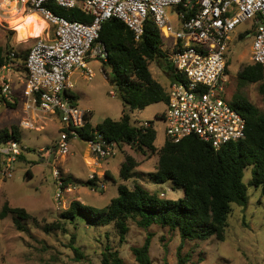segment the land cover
I'll return each mask as SVG.
<instances>
[{"label":"rangeland","instance_id":"374dc122","mask_svg":"<svg viewBox=\"0 0 264 264\" xmlns=\"http://www.w3.org/2000/svg\"><path fill=\"white\" fill-rule=\"evenodd\" d=\"M0 2L3 3L2 0ZM0 9V45L9 44L12 49L21 52L28 50L32 38L38 36L32 30V22L27 23L28 14L33 12L26 8V15L21 16L23 9L17 12L11 5L4 4L0 5ZM168 14L176 29L174 11L169 10ZM12 19L16 20L14 26ZM41 22L46 24L43 20ZM251 24V19L240 23L231 33L230 50L228 48L225 55L227 81L224 83L223 96L231 102L233 93L240 91L264 112V95L259 93L258 83H244L237 77L238 71L251 63V39H237V34ZM164 41L165 44L169 43L167 38ZM167 58L166 63L171 64L169 53ZM88 65L94 73L90 79L81 76V69H76L70 75L78 107L89 111L93 125L108 117L118 120L123 103L107 79L110 68H104L97 57L89 58ZM149 68L166 93L168 76L160 70L157 61H151ZM165 108L166 102L159 101L130 114L133 124L153 126L156 132L154 145L157 148L165 140L164 121L160 117ZM27 116L35 121V129L21 126L22 119ZM11 126L17 127L19 142L25 146L22 154L24 159L15 164L11 177L0 175V212L7 203L10 207L24 208L31 218L21 221L25 228L20 230L12 214L0 216V264H102L101 252L107 243L119 250L125 264H140L132 248L140 247L147 237L150 241L148 254L151 264H264V195L254 188L248 189L246 206L233 205L224 241L214 237L202 242L182 241L176 231L170 232L156 225L143 229L134 222L130 224L124 241H120L113 224L91 226L88 222L78 221L76 224H65L64 231L54 229L45 232L43 226L60 220L61 212L72 201L104 207L117 195V186L122 183L131 187L134 182H138L150 191L163 192L165 198L176 199L182 196L183 191L173 189L169 182L153 183L150 173L156 170L157 155L151 154L148 149L142 153L135 146L122 144L116 147L114 156L98 160L101 167L88 169L81 156L86 148L85 143L80 139L71 141L70 152L65 158L57 156L54 142L59 135V125L56 120L32 112L24 113L17 105L12 108L0 105V130L10 129ZM125 155H131L139 163L128 180L121 179L118 174ZM54 168L64 178L69 177L70 180L65 184L73 187L70 192H64L60 204L54 199L57 188L52 174ZM105 171H109L113 178L106 177ZM90 174L96 178L94 188L79 182L91 179ZM249 177L250 168L245 170L244 181H248ZM71 245L77 247L79 252H74Z\"/></svg>","mask_w":264,"mask_h":264},{"label":"trees","instance_id":"16d2710c","mask_svg":"<svg viewBox=\"0 0 264 264\" xmlns=\"http://www.w3.org/2000/svg\"><path fill=\"white\" fill-rule=\"evenodd\" d=\"M46 7L68 20H92L78 6L67 9L50 1ZM176 9L183 11L185 17H188L193 14L194 8L188 9L180 4ZM245 34H240V37L244 38ZM97 43L104 45L107 51L106 59L99 60L104 68H110L111 73L107 79L121 99L123 109L118 120L108 117L95 125L92 124V115L88 111L84 126L77 129L79 139L87 141L97 133L119 147L122 144L135 146L142 153L148 149L151 154L157 155L156 170L150 173L153 183L169 182L173 189H182L183 194L176 199L165 198L163 192L150 191L138 182H134L131 187L122 183L117 186V195L110 199L108 205L98 208L72 201L61 212L60 220L44 225V231H64L65 224H76L78 221L88 222L91 226L113 224L120 241H124L130 224L134 222L143 229L156 225L167 228L170 232L176 231L182 241L202 242L211 237L224 241L233 205H247L249 188L259 189L264 195V112L242 92L237 91L233 93L231 103L246 119L244 138L229 141L215 149L209 142L190 135L176 143L165 139L162 146L157 148L154 145L156 132L153 126L133 124L130 114L155 102H167V93L149 68L153 60L158 62L159 58H164L165 62L168 61L162 51L163 36L149 19L145 22L140 40L136 41L132 30L125 23L111 17L102 22L94 41V44ZM12 50L9 44L0 45V67L10 60L9 53ZM28 51L29 49L23 52L15 50V57L21 60L19 67L24 68L23 70ZM165 73L171 79L175 77L172 64L167 63ZM237 77L244 83H258V91L264 95V76L260 64L244 65ZM69 96L76 104L77 96L72 91H69ZM5 105L12 108L15 103L6 101ZM162 115L163 111L160 117ZM9 138L20 139L16 126L0 130V142ZM20 159H24L22 154ZM138 164L134 157L125 155L119 177L123 180L130 179ZM248 168L250 177L248 181H244L245 170ZM105 176L113 178L109 171H105ZM63 180L66 183L70 179L66 177ZM79 182L94 188L96 178L94 176L86 182ZM8 213L13 215L15 225L20 230L25 228L21 221L31 218L24 208L10 207L5 203L0 216L4 217ZM149 246L147 237L140 247L132 248L140 264H151ZM72 248L74 252H79L77 247ZM101 263L125 264L119 250L110 243L101 252Z\"/></svg>","mask_w":264,"mask_h":264},{"label":"built area","instance_id":"2783aa9c","mask_svg":"<svg viewBox=\"0 0 264 264\" xmlns=\"http://www.w3.org/2000/svg\"><path fill=\"white\" fill-rule=\"evenodd\" d=\"M50 1L64 8L78 6L90 22L68 20L53 13L46 4ZM0 5H14L39 14L53 26L52 39L35 37L24 61L26 77L23 81L22 109L54 119L59 135L54 142L57 156L70 152V143L79 138L88 110L72 103L69 91L74 87L70 75L81 69L85 79L93 76L88 59L105 60L104 45L94 44L101 24L115 17L125 23L140 40L147 20L154 22L163 37H172L170 61L175 77L170 80L166 108L163 111L165 139L179 142L190 135L209 142L215 149L229 141L244 138L245 117L224 98L226 78L225 55L231 33L249 19L256 24L253 30L250 60L262 66L264 76V0H2ZM182 4L193 9L185 17L176 11L178 26L174 29L168 10ZM1 10V9H0ZM15 52L0 67V105L13 102L11 81L3 71L13 67ZM23 128L35 129V121L28 116L21 121ZM68 127V130L65 128ZM96 160L114 156L117 144L95 133L85 141ZM24 146L9 138L0 142V175L11 177ZM52 174L56 182L54 199L61 203L64 192L72 190L57 168ZM90 178L94 175L90 174ZM67 208V207H66ZM65 208V209H66Z\"/></svg>","mask_w":264,"mask_h":264},{"label":"crops","instance_id":"0c3cea01","mask_svg":"<svg viewBox=\"0 0 264 264\" xmlns=\"http://www.w3.org/2000/svg\"><path fill=\"white\" fill-rule=\"evenodd\" d=\"M12 6V9H15V10H17V12L19 11V10H21V9H23V7H21L20 5L19 6H14V5H11ZM177 8V7H176ZM176 8H171V9H169V10H173L174 11V15L176 14L175 12L177 11V9ZM168 10V11H169ZM32 11V10H31ZM26 12V11H25ZM25 12H21V16H23V15H26L25 14ZM33 13H29L28 14V17H27V21H29V22H27V23H30V22H32V30H34V31H36L37 32V35L38 36H40V37H42V38H46V39H52V34H53V26L52 25H50V24H48V23H46L45 21V23L46 24H44V23H42L41 22V20H42V18H41V16L39 15V14H37V13H35L34 11H32ZM40 18L41 20H39L38 18ZM170 18V17H169ZM175 20H176V15H175ZM12 26H14L15 25V23H16V20H14V19H12ZM176 22H177V20H176ZM177 26H178V22H177ZM255 27H256V24L254 23V21H252V24L251 25H249V26H247V27H245L239 34H237V39H239V38H241L240 37V34H242V33H246L245 34V36H244V38H250L251 39V42H252V35H253V30L255 29ZM13 28V27H12ZM31 30V31H32ZM35 38V37H34ZM34 38H32V40H33V42L31 43V45H30V47L32 46V44L34 43V41H35V39ZM164 38V40H165V38L166 37H163ZM167 39H169V43L168 44H163V46H162V51L166 54V56L168 55V53H169V59H170V53H171V47L173 46V43L175 42V40H174V38H172V37H168ZM18 42H21V41H18ZM165 42V41H164ZM30 47H29V49H30ZM14 50V49H13ZM229 50H230V47H229ZM250 50H251V44H250V49H249V58H250ZM14 52H15V50H14ZM168 59V58H167ZM21 60H19L18 58H16V57H14V60H13V67L12 68H10V71H3V73H5L7 76H8V78L10 79V81H11V86H12V89H13V95H14V101H13V103H15V105H17V107H20V109L23 107L22 106V101H23V95H22V89H23V81H24V79H25V77H26V71L25 70H21L20 69V67H19V62H20ZM158 65H159V68H160V70H162L163 72H164V74L166 75V73H165V69H166V62H165V59L164 58H159L158 59ZM17 70H19V71H21V72H19V71H17ZM151 71V70H150ZM76 72V70H74L73 71V73L72 74H74ZM151 73H152V71H151ZM94 74V73H93ZM152 75H154V73L152 74ZM10 76H12V77H14L13 79L10 77ZM81 76L83 77V78H85V76H84V74L82 73L81 74ZM154 77V76H153ZM155 78V77H154ZM169 78V77H168ZM156 80H157V78H155ZM13 80H14V83H13ZM170 80H171V78H169V83H170ZM158 82H160L159 80H157ZM161 84V83H160ZM162 85V84H161ZM72 91V90H71ZM168 91V90H167ZM72 93L73 94H75L73 91H72ZM167 93V92H166ZM76 95V94H75ZM77 96V95H76ZM72 100V103L74 104V105H77V103H78V98H77V100H76V104H75V102H74V100L73 99H71ZM78 106V105H77ZM23 110V109H22ZM21 111V110H20ZM77 139H79V138H77ZM73 140V139H72ZM71 140V141H72ZM82 141V140H81ZM83 143H85V141H82ZM85 149L82 151V153H81V156H82V159H83V161H84V163L86 164V166H87V168L88 169H90L91 167H101V165H100V162H98V160H96L95 158H94V156L88 151V149H87V146H86V143H85ZM24 148H25V146H24ZM23 151H24V149H23ZM24 152H22V154H23ZM49 154V153H48ZM51 154H49V156H50ZM62 158H65V157H62ZM18 161H19V158H18ZM14 171V170H13Z\"/></svg>","mask_w":264,"mask_h":264},{"label":"bare ground","instance_id":"6f19581e","mask_svg":"<svg viewBox=\"0 0 264 264\" xmlns=\"http://www.w3.org/2000/svg\"><path fill=\"white\" fill-rule=\"evenodd\" d=\"M42 18V17H41ZM43 21H45L43 18H42ZM46 22V21H45ZM47 23V22H46Z\"/></svg>","mask_w":264,"mask_h":264}]
</instances>
